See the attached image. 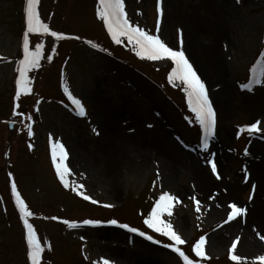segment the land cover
I'll return each instance as SVG.
<instances>
[{"label":"rangeland","instance_id":"obj_1","mask_svg":"<svg viewBox=\"0 0 264 264\" xmlns=\"http://www.w3.org/2000/svg\"><path fill=\"white\" fill-rule=\"evenodd\" d=\"M124 2L130 21L156 34L157 0ZM24 6L25 0H0V264H28L25 230L11 193L13 182L34 213L29 222L45 247L42 264H101L104 259L111 264H183L178 254L163 246L172 242L143 223L164 191L179 198L172 217L163 218L170 219L186 240L179 247L190 258H195L192 245L205 236L208 259L201 264H233L228 248L234 240L237 254L246 258L242 264H256L254 258L264 255V249H249L235 234L221 246H215L213 239L234 220L227 221L228 201L217 208L230 185L242 187L234 197L241 206L254 204L255 209V203L264 202V188L260 190L258 180L252 178L264 165V131L253 135L240 131L258 120L264 128V84L253 85L252 91L240 87L252 77L254 63L264 60V0H161L158 34L169 46L179 48L181 30L182 48L205 83L216 115L214 97L226 101L227 117L219 121L207 151L200 147L202 132L188 108L183 85L168 82L171 61L137 57L126 38L116 44L96 16L98 0H40L42 21L69 38L29 34L31 49L43 45L42 56L39 67L27 73L31 92L17 99L16 58L23 59ZM165 6L172 8L166 17ZM89 40L99 48H92ZM210 50L223 65V76L206 58ZM259 66L257 77L264 70V64ZM65 86L84 104L85 116L75 113ZM111 116L129 136L152 140L157 147L173 144L199 177L187 176L182 168L184 173L169 183L161 164L151 160L140 169L119 167L117 180L101 173L86 155L105 151ZM28 124L32 136L27 134ZM50 141L62 143L68 153V188L56 175ZM209 159L215 162L219 179ZM74 187L97 203L85 200ZM193 197L200 201L199 211ZM89 219L118 223L83 224ZM65 220L77 226L70 228ZM119 224L152 235L161 244Z\"/></svg>","mask_w":264,"mask_h":264},{"label":"snow or ice","instance_id":"obj_2","mask_svg":"<svg viewBox=\"0 0 264 264\" xmlns=\"http://www.w3.org/2000/svg\"><path fill=\"white\" fill-rule=\"evenodd\" d=\"M40 0H25L24 6V20L26 31L23 33L22 42V52L23 59L19 60L18 66L16 68L19 74L15 80V97L18 99L22 93L31 92V80L27 73L39 67V61L42 56V44H36L35 49L30 48L29 34H50L52 37L59 39L69 38L65 33L59 31H53L50 29L47 23H44L41 19L38 7ZM99 6L96 9V16L103 22L108 34L111 39L116 43L120 44L122 38H126L129 44L132 46V50L135 52L137 57L141 59H147L150 61H160L168 60L172 63V68L168 73L167 79L170 84H176L179 82L183 85V91L186 95L187 105L190 111L194 114L195 122L199 124L202 136L200 141V147L202 150L207 151L209 148V141L215 135L217 117L216 111L213 104L209 98L208 91L206 89L205 83L201 80L197 71L194 69L189 58L186 56L185 51L182 48L183 39L182 31L178 29L180 34V45L179 48H173L169 46L158 34L160 31V18L163 14L161 7V0H157L156 11H157V21H156V34H152L146 31L144 28L132 23L125 10L124 0H98ZM74 39H79V37H71ZM92 48H99L98 44L92 41H86ZM264 55V54H262ZM51 59V57H48ZM264 64V60L257 61V65ZM256 65L252 68V77L246 84H241L240 87L246 91H252L253 85L264 84V70L261 71L260 77L256 75ZM64 92L67 95L69 101L73 105V110L75 113L81 117L86 115V109L84 104L80 99L75 97L67 88L64 87ZM14 115H17L15 111ZM22 115V114H20ZM30 119V118H29ZM261 121H256L249 125L241 127L240 131H246L249 135L260 133L264 131V128L260 127ZM28 128V136L33 135L31 124L26 125ZM93 131H96L93 129ZM51 155L52 163L56 170V175L59 177L61 183L65 188H68L69 181L66 179L70 170L66 166L65 161L67 159L68 153L62 143L59 141L51 142ZM32 145H29L31 148ZM247 155V151H245ZM208 163L211 165V171L219 179V174L217 172V166L215 162L209 159ZM11 175V174H9ZM244 179L247 181L248 173L247 169L244 170ZM79 187H83L80 185ZM253 190L255 189V184L252 185ZM77 191L79 195H83L85 200H91L93 204L97 203L96 200L91 199L90 196L84 195L79 191V188H73ZM11 193L15 198L16 208L19 211L20 219L23 222V227L25 230V242H26V258L28 264H42V253L45 251V247L41 244L36 230L29 222V217H32L34 213L29 210L25 201L21 198V195L17 191V186L13 182L11 184ZM199 211L200 201L192 198ZM251 199V195L249 196ZM179 198L173 194L164 191L159 195V198L153 204L150 213L146 218H144L143 223L148 229L153 232L166 237L172 243L164 244L165 248H170L174 253L178 254L183 264H201V261L208 259V253L205 250L206 239L205 236L199 237V239L192 245L191 251L195 254V258H190L180 245H184L186 240L177 231L170 219H164L165 214L167 217H172L174 203L178 204ZM113 205L105 204L104 207L111 208ZM230 211L227 214V221H231L237 217L244 216L247 209L238 206L236 203L228 204ZM52 219H58L57 217H52ZM225 221V222H227ZM68 227H76V222L73 221H63ZM99 220H84L85 225H97L100 224ZM107 223L112 225H117L115 219L107 221ZM119 227L127 229L131 233H138L141 237L152 241L156 244H161L160 240L154 239L152 235L146 234L143 231L138 230L135 227H130L128 224H119ZM259 235V233H257ZM261 240H264V236H260ZM237 241L231 243V247L228 248V257L233 264H242L245 261V257L237 254ZM199 258V259H196ZM256 264H264V255H258L254 258ZM101 264H111V261L104 259Z\"/></svg>","mask_w":264,"mask_h":264},{"label":"bare ground","instance_id":"obj_3","mask_svg":"<svg viewBox=\"0 0 264 264\" xmlns=\"http://www.w3.org/2000/svg\"><path fill=\"white\" fill-rule=\"evenodd\" d=\"M225 1L228 2V0ZM227 5H229V3H227ZM168 8L169 11L172 10L170 7H167L166 10L165 6V17L168 14ZM205 56L211 63H213L216 72L223 76V65L219 63V60L215 58L211 50L208 51ZM214 98L215 105L217 104V108L219 109L218 115H216V134L217 128H219V121H224L227 117V109L225 104L226 101L224 100V102L221 100L220 95ZM99 104L103 103L99 102ZM98 107H101V109H104L105 111L109 110V108H107L108 106L105 105H99ZM108 125L109 133L104 142L105 151L99 150L96 153H88L86 155V160L97 170H101V173L112 176L117 180L119 176V167L128 165L130 166L129 168L140 169L148 166V163L151 160L152 162L161 164L165 171V179L169 183L173 182L176 177L184 173L182 168L187 170V176L189 175L196 179L199 177L196 170L190 168L188 161L183 159L181 153L173 144H160L161 146L157 147V145H155L156 143L154 144L152 140L144 142L140 136H129L121 130V126L113 116H111ZM83 150L85 151V149ZM258 152L259 154L263 153L260 148H258ZM191 166L194 167V165ZM224 171H226L225 168ZM263 171L264 165L260 168L258 167V169L252 174V178L258 180L260 190L264 188ZM238 191H242L241 186L234 184L230 185L229 192L220 199V202L217 203V208L222 209L224 205L226 206L228 203H236L238 206L246 208L247 212L244 216L234 219L220 234L216 235L213 239V243L216 244L215 246L224 245L226 238L235 234L239 236L243 245L249 247V249H255L257 251L263 250L264 240H261L260 236H264V202H259V204L255 203V209L254 204L241 206L238 202L234 201V197H236V192ZM222 203L225 204L221 205ZM257 233H259V235H257Z\"/></svg>","mask_w":264,"mask_h":264}]
</instances>
